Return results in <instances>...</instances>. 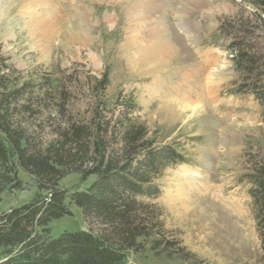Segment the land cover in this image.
<instances>
[{"label":"rangeland","instance_id":"obj_1","mask_svg":"<svg viewBox=\"0 0 264 264\" xmlns=\"http://www.w3.org/2000/svg\"><path fill=\"white\" fill-rule=\"evenodd\" d=\"M238 2L3 1L1 75L21 85L24 79L41 81L49 74L57 89L64 77L69 84L73 76L100 77L108 70L110 107L120 94L134 95L137 116L156 143L183 145L188 164L165 171L159 182L162 193L154 201L164 212L167 238L175 249L156 255L147 247L127 264H264L257 209L245 178L251 160L246 153L264 150L263 107L252 93L237 92L241 78L228 40L218 30L224 18L238 12ZM207 58L214 60L217 87L211 99L199 100L197 83L211 68ZM182 81L191 84L187 95L200 101L198 110L185 108L175 96V85ZM20 177L32 184L24 172ZM92 181L82 184L79 175L71 174L61 186L72 190ZM35 194L33 186L5 192L0 211ZM69 207L72 215L50 224L51 238L89 229L80 208ZM177 249L181 255L173 252Z\"/></svg>","mask_w":264,"mask_h":264},{"label":"trees","instance_id":"obj_2","mask_svg":"<svg viewBox=\"0 0 264 264\" xmlns=\"http://www.w3.org/2000/svg\"><path fill=\"white\" fill-rule=\"evenodd\" d=\"M237 6L218 30L241 78L237 92L255 96L264 123V0ZM49 76L20 85L0 74V204L5 192L36 189L28 202L0 211V264H127L147 247L156 255L175 249L154 201L165 171L188 164L183 145L156 143L137 116L134 95L120 94L110 107L108 70L73 76L69 84L64 77L57 89ZM246 156L264 253V150ZM71 174L82 184L93 181L72 190L61 186ZM71 204L89 229L51 238L50 224L72 215Z\"/></svg>","mask_w":264,"mask_h":264},{"label":"bare ground","instance_id":"obj_3","mask_svg":"<svg viewBox=\"0 0 264 264\" xmlns=\"http://www.w3.org/2000/svg\"><path fill=\"white\" fill-rule=\"evenodd\" d=\"M3 1L4 0H0V15L3 13V9H4V5H3ZM7 1V0H6ZM138 11V9H137ZM152 23V22H151ZM182 28H187V24L183 21L181 23ZM160 42V41H159ZM156 43V42H155ZM157 44V43H156ZM161 44V42H160ZM157 46V45H156ZM148 47V46H147ZM166 47V46H165ZM153 48V47H152ZM158 49V48H157ZM149 50V48L147 49ZM161 50V49H160ZM159 50V51H160ZM163 51V49H162ZM154 52V51H153ZM157 52V51H156ZM161 52V51H160ZM157 54V53H156ZM161 55V54H160ZM151 56V55H150ZM153 57V56H152ZM213 59H208L207 61H205V64H207L208 66H211L210 70H209V74L207 75L206 78H203V83L202 82H198L197 83V87L200 90V92L197 93V99L199 100H203V99H211L212 97V90L214 89V87L216 85V82L214 81V74H215V70H216V66L213 63ZM206 65V66H207ZM201 70V69H199ZM202 71V70H201ZM197 72V71H196ZM200 75V76H199ZM198 76L201 77V73ZM204 75V74H203ZM196 77V75H195ZM186 78V77H185ZM191 80V79H190ZM183 82V81H182ZM180 83V84H179ZM178 86L177 84L175 85L177 89L175 91V96L185 104V108L187 109H193V110H198L199 108H201V103L199 101V103L192 101V99L190 98V96L187 95V91H193V88L191 87V84H189L188 82H179ZM191 83V81H190ZM196 85V84H195ZM172 86V85H171ZM186 88V89H185ZM171 89V88H170ZM172 90V89H171ZM196 91V90H195ZM172 94V93H171ZM170 94V95H171ZM171 98V97H170ZM174 99V98H173ZM196 101V100H195ZM203 103V102H202Z\"/></svg>","mask_w":264,"mask_h":264}]
</instances>
